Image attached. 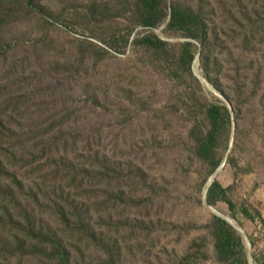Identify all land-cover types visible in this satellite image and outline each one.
Masks as SVG:
<instances>
[{
	"label": "rangeland",
	"instance_id": "rangeland-1",
	"mask_svg": "<svg viewBox=\"0 0 264 264\" xmlns=\"http://www.w3.org/2000/svg\"><path fill=\"white\" fill-rule=\"evenodd\" d=\"M263 213L264 0H0V264H264Z\"/></svg>",
	"mask_w": 264,
	"mask_h": 264
},
{
	"label": "trees",
	"instance_id": "trees-1",
	"mask_svg": "<svg viewBox=\"0 0 264 264\" xmlns=\"http://www.w3.org/2000/svg\"><path fill=\"white\" fill-rule=\"evenodd\" d=\"M176 17L175 15L172 16V19ZM211 116L215 118L217 116V109L213 108L211 110ZM205 151L207 148H203ZM211 192V189L209 190ZM210 201V200H209ZM41 232V231H39ZM236 243L241 244V237L236 235L231 227L223 223V225L219 229L218 239H217V248L219 252L226 253L236 245Z\"/></svg>",
	"mask_w": 264,
	"mask_h": 264
},
{
	"label": "water",
	"instance_id": "water-1",
	"mask_svg": "<svg viewBox=\"0 0 264 264\" xmlns=\"http://www.w3.org/2000/svg\"><path fill=\"white\" fill-rule=\"evenodd\" d=\"M169 18H170V17H169ZM194 70H195V73L197 74V76H199V78L201 79L202 83H203L205 86H207L210 90H212V91L215 92L216 94L222 96V95H221L220 93H218V92L216 91V89H215L212 85H210V84L208 83V81H207V80H206V79H205V78L199 73L197 67H195ZM225 159H226V158H225ZM224 161H225V160H224ZM223 164H224V162H223L222 165L216 170V172L210 177V179H209V181H208V183H207V186H206V188H205V192H204V202H205V205H206V206H208L209 208H212V209L214 210V213H215V214H217V215L221 216L222 218H224V219H225L227 222H229L233 227H235L237 230H239V231L241 232V235H242V237H243V239H244L245 247H246L247 250H248V249H249V247H248V243H247V241H246V237H245V235L243 234V231H242L241 227H240L237 223H236V224H233V223H232L227 217H225L223 214H221L220 212H218L214 207L208 205V204H207V201H206V195H207V192H208L210 186L213 184V182H214V180H215V177H216L217 173L219 172V170L222 168ZM248 260H249V263L252 264V262H251V258H250V256H249V254H248Z\"/></svg>",
	"mask_w": 264,
	"mask_h": 264
},
{
	"label": "bare ground",
	"instance_id": "bare-ground-1",
	"mask_svg": "<svg viewBox=\"0 0 264 264\" xmlns=\"http://www.w3.org/2000/svg\"><path fill=\"white\" fill-rule=\"evenodd\" d=\"M209 181V180H208ZM207 186V185H206ZM211 209V211L212 212H214V210L212 209V208H210ZM221 214H223V213H221ZM225 217H227L233 224H236L237 222L234 220V219H232L231 217H229V216H227L226 214H223Z\"/></svg>",
	"mask_w": 264,
	"mask_h": 264
},
{
	"label": "built area",
	"instance_id": "built-area-1",
	"mask_svg": "<svg viewBox=\"0 0 264 264\" xmlns=\"http://www.w3.org/2000/svg\"><path fill=\"white\" fill-rule=\"evenodd\" d=\"M261 218L263 220V225H264V213L261 215Z\"/></svg>",
	"mask_w": 264,
	"mask_h": 264
}]
</instances>
